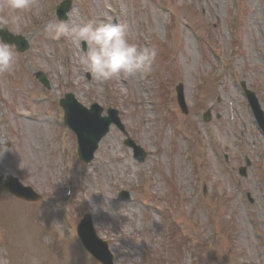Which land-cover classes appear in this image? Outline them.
Here are the masks:
<instances>
[{
	"label": "rangeland",
	"instance_id": "374dc122",
	"mask_svg": "<svg viewBox=\"0 0 264 264\" xmlns=\"http://www.w3.org/2000/svg\"><path fill=\"white\" fill-rule=\"evenodd\" d=\"M73 1L75 6L67 22L70 27L111 16L128 25L129 43L139 47H152L154 43L158 49L160 55L150 78L137 74L142 75V80L136 75L100 82L91 74L86 77L76 63L77 50L66 37L57 45L65 55V50L71 52L77 66L71 70V82L56 71L58 92L65 86L64 89L78 86L80 89L75 90L84 102L98 100L116 106L129 136L151 152L138 166L150 169L152 180L145 188L134 182L130 199L113 206L112 192L131 187L128 182L133 178L121 169L124 161L121 156L127 150L119 132L112 128L98 152L96 160L100 162L96 161L81 176L72 174L65 184L75 185L74 195L71 199L64 198L63 174L70 159L54 156L52 149L57 144L46 131V121L29 122L20 116L30 107L41 120L44 107L29 103V98L37 93L23 78L18 60L50 71L54 64L52 58L49 62L42 58L43 52H49L40 39L44 30L38 39L35 32L26 28L37 24L40 13L24 12L26 26L22 32L35 35L31 38V49L25 55L15 53L14 70L0 74V96L8 102L7 112L0 114L5 122L2 126L5 134L1 132L0 137V173L18 176L23 183L41 192L44 199L25 203L5 194L0 197V255L12 260L10 264H84L74 243L67 244L63 231L70 227L65 214L70 212V220H77L79 213L90 211L100 235L110 240L115 264H150V261L161 264L170 254L163 244L164 221L152 209L156 206L165 214L174 213V221L180 226L174 232L175 241L185 246L173 247L172 252L179 253L178 261L174 256L172 264L187 261L186 242L181 238L185 234L191 239L189 251L198 264H264V143L253 132L251 122H247L246 108L233 83L236 79L244 81L255 92L264 111V0ZM40 2L35 0L39 9ZM5 5L6 0H0V16L11 12ZM188 26L194 28V35ZM201 50L205 51V57ZM229 50L232 53L227 55ZM211 52L214 55H208ZM220 66L223 71L218 73ZM152 73L156 89H162V96L155 100L148 89L152 85ZM212 73L218 74L214 79L220 80L222 87L213 86L211 81L201 90V82L210 80ZM178 82L183 84L188 111L186 115L180 114L174 106L172 117L191 138L195 139L194 133L201 138L207 131L214 143L206 163L198 169L202 180L197 187L189 185L193 191L191 197L181 160L182 142L169 130H161L155 108L165 109L169 97L170 103L174 102L173 86ZM206 112L211 117L202 124L199 117ZM245 155L251 165L246 177L238 180L236 170ZM172 187L177 191V198ZM196 203L202 204L193 213L192 205ZM214 209L217 214H207ZM56 237L66 244L47 243ZM196 249L199 253H194ZM91 262L88 264H95Z\"/></svg>",
	"mask_w": 264,
	"mask_h": 264
},
{
	"label": "clouds",
	"instance_id": "9594fccd",
	"mask_svg": "<svg viewBox=\"0 0 264 264\" xmlns=\"http://www.w3.org/2000/svg\"><path fill=\"white\" fill-rule=\"evenodd\" d=\"M5 6L11 12L0 16V30L13 35L22 33L26 26L22 13L33 10L37 15L40 13L35 0H6ZM45 31L52 39L66 37L77 50L76 63L100 82L150 74L159 54L155 46L139 47L129 43L128 25L111 16L99 21L90 19L72 27L67 21L54 19L45 25ZM82 42L86 48H82ZM15 64L14 46L0 39V74L12 72ZM0 264L10 262L0 255Z\"/></svg>",
	"mask_w": 264,
	"mask_h": 264
}]
</instances>
